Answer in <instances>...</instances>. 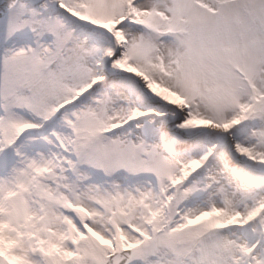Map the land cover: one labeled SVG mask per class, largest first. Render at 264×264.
I'll return each mask as SVG.
<instances>
[{"label": "snow or ice", "instance_id": "snow-or-ice-1", "mask_svg": "<svg viewBox=\"0 0 264 264\" xmlns=\"http://www.w3.org/2000/svg\"><path fill=\"white\" fill-rule=\"evenodd\" d=\"M0 264H264V0H0Z\"/></svg>", "mask_w": 264, "mask_h": 264}]
</instances>
